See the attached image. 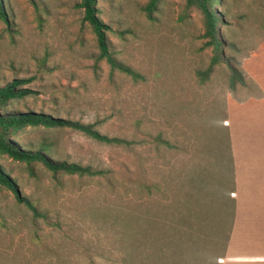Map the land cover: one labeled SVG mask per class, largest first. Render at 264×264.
<instances>
[{"label": "rangeland", "instance_id": "obj_1", "mask_svg": "<svg viewBox=\"0 0 264 264\" xmlns=\"http://www.w3.org/2000/svg\"><path fill=\"white\" fill-rule=\"evenodd\" d=\"M78 1L4 0L0 86L20 78L34 91L7 109L91 123L127 143L98 142L70 127L19 131L20 143L46 140L54 159L103 172L51 173L0 156L38 211L0 186V264H200L201 247L211 248L224 231L219 220L231 218L226 101L248 93L230 91L223 63L199 79L211 49L202 14L186 0H159L152 18L142 10L147 0H95L111 50L138 80L96 61ZM214 7L223 13L220 35L240 48L238 59L264 49V0ZM202 254L211 264L216 253Z\"/></svg>", "mask_w": 264, "mask_h": 264}, {"label": "trees", "instance_id": "obj_2", "mask_svg": "<svg viewBox=\"0 0 264 264\" xmlns=\"http://www.w3.org/2000/svg\"><path fill=\"white\" fill-rule=\"evenodd\" d=\"M3 2L4 0H0V18L5 20L6 14ZM158 2L159 0H147L142 6V10L148 18H152V13L156 10ZM221 2L222 0H186L187 6L195 7L202 14L204 25L202 37L205 39L204 46L210 47L211 49L208 66L204 70L197 71V76L200 80L204 81L208 79L215 65L223 63L228 69V87L230 91L236 93L238 88H241L248 93L246 98H236L238 101L246 100L249 97L260 98L263 95L260 87L246 74L245 70L242 68V59L240 60L237 57V54L240 52L239 46L233 42L227 41V39L220 35L219 25L223 20V13L218 11L217 8L214 7V4H219ZM76 6L82 10V22L88 25L94 35L98 48L96 61L105 60L109 66L111 74L114 72H120L130 76L133 80L142 78V75L139 72L117 58L111 50L107 37V30L109 27L98 16L96 1L79 0ZM25 82V79L14 78L0 86V156L23 162L29 166L33 163H39L51 173H65L78 176H95L101 174L103 172L102 170L94 169L88 165L83 166L65 160L54 159L50 150V144L46 140L41 141L36 147H32L20 143L14 138L19 131H22L27 127H70L84 133L98 142L109 144L127 143V141L119 137H110L102 134L91 123L61 119L34 111L8 110L7 106L12 101L22 99L34 93L33 90L25 87ZM230 166L232 183L230 189L228 188L227 202L225 203V206L227 208L229 204L231 205L230 215L232 216L234 207L233 197L235 196V193L232 191L233 171L231 152ZM0 186L10 190L14 194L18 203L24 204L34 213L38 212L32 201L26 196L20 194L15 180L5 173V170L1 165ZM218 226H221L224 231H222V234L219 236H214L211 242V248L209 247V244L205 245L206 247H201L200 257H198L200 264H209L207 258L201 256L203 255L202 251L205 250L214 251V253H216L215 258L213 257L211 260L212 263L222 264L223 262V253L225 251L231 227V218L229 223L228 221L225 223L224 220H219ZM192 240L193 238L191 234H187L186 241L188 243L185 244V249H189V244H192ZM213 244H217V247L214 246L215 249H213Z\"/></svg>", "mask_w": 264, "mask_h": 264}, {"label": "crops", "instance_id": "obj_3", "mask_svg": "<svg viewBox=\"0 0 264 264\" xmlns=\"http://www.w3.org/2000/svg\"><path fill=\"white\" fill-rule=\"evenodd\" d=\"M242 67L263 95L226 101L235 196L222 264H264V49Z\"/></svg>", "mask_w": 264, "mask_h": 264}]
</instances>
